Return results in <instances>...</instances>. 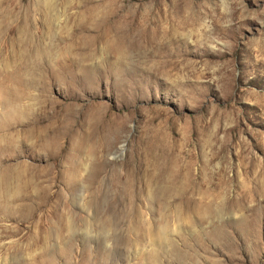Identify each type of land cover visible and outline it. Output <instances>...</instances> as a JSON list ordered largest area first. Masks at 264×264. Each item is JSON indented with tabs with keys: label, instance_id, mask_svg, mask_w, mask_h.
<instances>
[{
	"label": "rangeland",
	"instance_id": "rangeland-1",
	"mask_svg": "<svg viewBox=\"0 0 264 264\" xmlns=\"http://www.w3.org/2000/svg\"><path fill=\"white\" fill-rule=\"evenodd\" d=\"M0 264H264V0H0Z\"/></svg>",
	"mask_w": 264,
	"mask_h": 264
},
{
	"label": "bare ground",
	"instance_id": "bare-ground-1",
	"mask_svg": "<svg viewBox=\"0 0 264 264\" xmlns=\"http://www.w3.org/2000/svg\"><path fill=\"white\" fill-rule=\"evenodd\" d=\"M42 225V224H41Z\"/></svg>",
	"mask_w": 264,
	"mask_h": 264
}]
</instances>
